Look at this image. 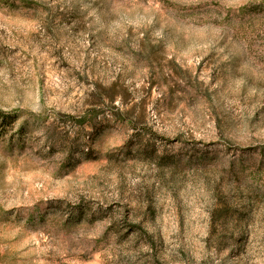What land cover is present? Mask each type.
<instances>
[{
	"label": "rangeland",
	"instance_id": "1",
	"mask_svg": "<svg viewBox=\"0 0 264 264\" xmlns=\"http://www.w3.org/2000/svg\"><path fill=\"white\" fill-rule=\"evenodd\" d=\"M0 264H264V0H0Z\"/></svg>",
	"mask_w": 264,
	"mask_h": 264
},
{
	"label": "trees",
	"instance_id": "2",
	"mask_svg": "<svg viewBox=\"0 0 264 264\" xmlns=\"http://www.w3.org/2000/svg\"><path fill=\"white\" fill-rule=\"evenodd\" d=\"M0 119L3 121H5L6 120V118H5V115H3V114H1V112H0Z\"/></svg>",
	"mask_w": 264,
	"mask_h": 264
}]
</instances>
